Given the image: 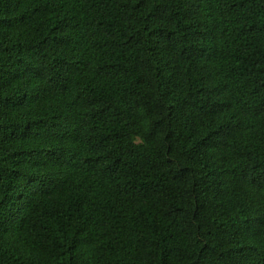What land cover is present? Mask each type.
Instances as JSON below:
<instances>
[{"label": "trees", "instance_id": "1", "mask_svg": "<svg viewBox=\"0 0 264 264\" xmlns=\"http://www.w3.org/2000/svg\"><path fill=\"white\" fill-rule=\"evenodd\" d=\"M0 264H264V0H0Z\"/></svg>", "mask_w": 264, "mask_h": 264}]
</instances>
